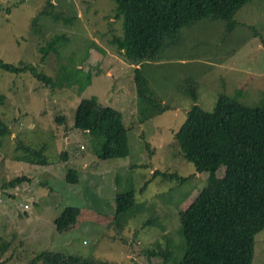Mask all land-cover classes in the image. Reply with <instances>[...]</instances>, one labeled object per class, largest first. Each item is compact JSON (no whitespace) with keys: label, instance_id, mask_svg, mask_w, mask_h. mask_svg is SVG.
Instances as JSON below:
<instances>
[{"label":"rangeland","instance_id":"obj_1","mask_svg":"<svg viewBox=\"0 0 264 264\" xmlns=\"http://www.w3.org/2000/svg\"><path fill=\"white\" fill-rule=\"evenodd\" d=\"M54 12L63 16L54 19ZM114 15L113 0H0V58L31 63L59 82L45 87L27 72L0 69V93L5 95L0 117L9 127L0 136V186L26 177L16 187L0 190V264H27L42 250L72 251L104 264H175L183 254L179 211L206 185L208 172H197L183 158L173 131L193 104L211 112L221 93L264 110V0H248L238 8L231 33L225 21L201 20L181 29L179 42L167 47L161 59L139 65L150 90L169 108L150 119L139 111L135 66L110 43L122 35V19ZM64 34L67 43L40 63L38 48ZM80 70L92 74L82 91ZM193 81L196 101L183 91ZM93 96L123 111L127 156L101 158L97 148L104 134L75 128L78 104ZM24 146L41 150L48 165L18 160ZM63 151L67 160L60 159ZM132 164L139 165L128 167ZM68 168L81 170L79 183L66 180ZM155 169L190 178L179 187L175 178L153 177ZM223 173L220 167L216 175ZM128 189L135 206L116 223L115 195ZM66 206L80 207L81 214L77 226L62 235L53 219ZM256 239L254 264H264V230ZM158 246L170 249L168 262L144 252Z\"/></svg>","mask_w":264,"mask_h":264},{"label":"trees","instance_id":"obj_2","mask_svg":"<svg viewBox=\"0 0 264 264\" xmlns=\"http://www.w3.org/2000/svg\"><path fill=\"white\" fill-rule=\"evenodd\" d=\"M113 1L114 16L122 19V35L113 36L110 43L116 46L127 63L135 66L134 80L139 111L145 119H150L164 114L169 108L157 97V93L150 90L148 80L143 77L139 65L161 59L167 47L179 42L181 29L191 27L201 20L225 21L226 31L231 33L236 25L233 17L237 9L248 0ZM47 3L53 6L50 1ZM40 14L45 15L46 12L42 11ZM52 15L54 19L63 16L57 12ZM67 41L65 34L55 35L46 41L38 48L39 62H44L49 52L56 53L59 46ZM0 69L14 74L27 72L45 87L59 85L58 80L39 71L31 63L20 61L14 64L0 58ZM79 72L83 74L77 80L79 90L82 91L91 84L92 74L90 71ZM192 84L193 87L183 86V91L196 101V82L193 81ZM4 100L5 95L0 93V106ZM141 103L144 107L140 110ZM122 112L112 106H104L95 96L82 98L78 104L75 128L97 130L104 134V142L97 148L100 152H97L98 155L103 159L120 158L129 154L128 127L124 123ZM8 132L9 127L0 117V136ZM145 136V131H140L139 138ZM173 138L183 158L191 162L197 172H208L206 185L186 209L179 211L178 231L182 238L183 254L175 264H254L256 238L264 230V110L246 107L221 93L211 112L193 104L187 111L184 122L173 131ZM145 146L149 153L148 142H145ZM24 151L25 154L19 156L18 160L48 165L49 161L41 150L24 146ZM67 158L68 153L63 151L60 159ZM220 167H224V173L218 177L216 172ZM79 175L77 169L68 168L66 180L77 184L80 181ZM158 175L177 179L179 182H176V186L179 187L190 178L176 172L155 169L152 176ZM25 178H11L0 186V190L16 187ZM114 203L112 216L116 222L135 206L133 190L117 192ZM57 214L53 223L57 232L63 235L77 226L81 208L66 206ZM144 252L149 258L160 257L166 262L171 255L170 249L165 250L161 246ZM38 263L104 264V261L72 251L42 250L27 264Z\"/></svg>","mask_w":264,"mask_h":264},{"label":"crops","instance_id":"obj_3","mask_svg":"<svg viewBox=\"0 0 264 264\" xmlns=\"http://www.w3.org/2000/svg\"><path fill=\"white\" fill-rule=\"evenodd\" d=\"M123 118H124V117H123ZM79 174H81V170H79ZM262 231H263V230H262ZM262 231H261V232H262ZM261 232H260V233H261ZM256 245H257V239H256Z\"/></svg>","mask_w":264,"mask_h":264}]
</instances>
